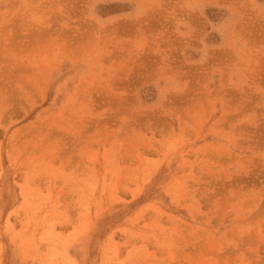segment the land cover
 <instances>
[{"label": "rangeland", "instance_id": "374dc122", "mask_svg": "<svg viewBox=\"0 0 264 264\" xmlns=\"http://www.w3.org/2000/svg\"><path fill=\"white\" fill-rule=\"evenodd\" d=\"M0 264H264V0H0Z\"/></svg>", "mask_w": 264, "mask_h": 264}]
</instances>
